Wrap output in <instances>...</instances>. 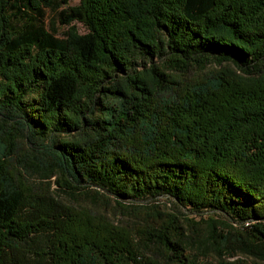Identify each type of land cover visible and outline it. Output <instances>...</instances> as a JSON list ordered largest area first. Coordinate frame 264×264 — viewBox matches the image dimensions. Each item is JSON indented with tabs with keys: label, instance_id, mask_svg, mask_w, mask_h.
Wrapping results in <instances>:
<instances>
[{
	"label": "trees",
	"instance_id": "1",
	"mask_svg": "<svg viewBox=\"0 0 264 264\" xmlns=\"http://www.w3.org/2000/svg\"><path fill=\"white\" fill-rule=\"evenodd\" d=\"M15 8L0 0V264L264 259V0H79L60 36Z\"/></svg>",
	"mask_w": 264,
	"mask_h": 264
},
{
	"label": "rangeland",
	"instance_id": "2",
	"mask_svg": "<svg viewBox=\"0 0 264 264\" xmlns=\"http://www.w3.org/2000/svg\"><path fill=\"white\" fill-rule=\"evenodd\" d=\"M78 2H79V0H67V2L62 3L59 6L55 5L52 7H44V6L40 5V10L38 12L36 10L34 11L32 9H28V8L24 7L23 6L24 0H16V4H18L19 9H16V8L12 9V13L15 14V16L17 18H23V17H26L27 14H31V16H33V18L36 22L43 23V25L46 29H48L49 31H54L57 35L60 36L61 33L66 29L67 26L60 24L56 20V16H57L58 11L65 8L66 6L76 5ZM25 12H27V13H25ZM71 24H75L79 32H84V27L81 24L74 23V22H72ZM220 67H223V66L211 64V65H208L206 67V69L202 70L201 72H205V71L220 68ZM194 72H195V70H194ZM107 201L108 202L105 203L106 204L105 211L103 209H101L102 214H104L106 217H109V219H112L114 222H117L118 219L121 218V215H119L118 211L114 209L112 199H110V200L107 199ZM159 202L165 203L166 206L168 207V209L173 208L172 202L166 197H160ZM86 203H88V202H86ZM180 210L185 212L184 208H181ZM147 211H148V209H140L139 211H136V214L139 216H145L146 213H144V212H147ZM208 215L215 216V217L220 218L222 220L229 221L228 218H226L224 215H222L220 213H216V212L204 213V217H206ZM149 218H151V217H149ZM151 219H153V218H151ZM235 258L243 259V261L246 262V264H264V259H259V258L253 257L251 255H241V256L237 255L234 257H229L228 259H235ZM198 261L203 263V264H219L218 258L212 253H209L205 256H200Z\"/></svg>",
	"mask_w": 264,
	"mask_h": 264
}]
</instances>
